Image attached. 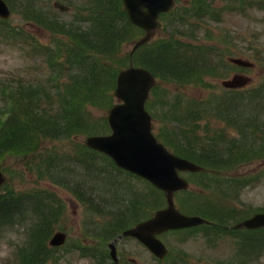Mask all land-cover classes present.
Masks as SVG:
<instances>
[{"label": "rangeland", "instance_id": "rangeland-1", "mask_svg": "<svg viewBox=\"0 0 264 264\" xmlns=\"http://www.w3.org/2000/svg\"><path fill=\"white\" fill-rule=\"evenodd\" d=\"M46 1L53 3V0ZM63 1L70 4L72 9L65 14L60 13V16L70 19L79 9L84 15V19H89V22L85 21L86 25H93L92 16L94 15V9H96V0ZM189 1H176L175 10L182 5V9L192 8V5H187ZM230 1L233 3L229 4V8L225 11V8H223L226 3L225 0H208L215 9H220L221 16L211 11L212 9L208 11L209 15L205 13L203 17L202 15L198 16L194 27H190V31L186 32L188 35H185V31L182 32V36L175 35L174 31L166 29V22L162 19L150 42L164 37V41H170L171 44L163 43L158 45L155 43L157 45H153L148 41L144 46L137 48L136 44L144 36L143 30L136 28L131 33L126 32L125 36L128 40L122 42L120 52L115 53L117 56L114 57L112 62L111 73L117 70L116 74L118 75L120 73L118 72L119 70L127 68L130 64L135 66L148 64L159 68L160 64L157 63H160V61L153 63L152 60L156 58L154 54L161 53L165 49V52H162L164 54H159L157 57L165 56L162 58L169 64L164 66L170 68L167 72L157 71V74L167 75L168 79L162 83L161 79V85L152 90L154 92L150 96L152 97L151 100H156L155 102H150V106L158 103L164 104L167 102L165 100L166 92L172 94L173 91L185 93L195 99L214 97L210 95L211 91L223 88V79L230 72L229 70H224L221 63L229 61L228 57L231 56L242 57L256 63L255 67L244 69L248 72V76L252 77V82L247 85V88L256 87V83H259L264 76V63L259 64L258 61H264V0H256V6L247 7L246 11L241 12L235 10L236 6L234 5L239 0ZM117 2L122 7V0ZM258 3H262L261 7L257 6ZM51 11L56 14L57 12L59 13L53 7ZM187 13L188 15L192 14L191 10H187ZM197 14H201V12ZM195 15L196 13L194 12V17ZM11 19L13 24H19L21 31L26 33L29 40L24 42L22 38H18L16 42L9 43V41L0 38V83H3L8 77L15 76L17 78L15 81L24 83L25 90L32 91L38 87L39 80H47L49 75L47 71H52L49 67L51 64L49 57L51 56H40L37 59L34 56H30L26 51L30 49L34 41L39 42L41 47H44V50L56 51V60H62V64L65 65V60L61 58V53L68 49V45L72 46L74 44L71 35L67 33L68 29L71 28L59 25L57 29L60 31L54 33V31L41 27L34 22H25L17 13H12ZM82 29L91 31L90 28L82 27ZM121 31H128L127 27L124 26ZM165 38L168 39L165 40ZM226 38L227 43L222 46V55H218L212 47H206L214 41H222ZM178 39L183 42L181 45H186L185 43H188L189 40L192 41L190 45L194 48L187 51L186 48L176 44ZM28 42L30 44H27ZM19 44H25L26 46L23 49ZM31 52L33 55L32 49ZM171 61L175 65L179 64L180 68H182L180 69L182 74L186 73L188 77L191 75L193 82L191 83L186 79L183 80V83L177 85L175 82L170 81V77L176 76L179 72V67L174 73L168 72L173 69ZM56 70L57 68L54 69V71ZM49 79L52 81L51 78ZM29 81H35L33 87L27 83ZM72 85L73 81L71 82ZM254 95V92L243 91L241 99L250 105L261 102L264 105V95H262L261 101H256L257 97ZM227 98L235 99L236 96L231 94L226 96ZM117 101L113 88L111 96L104 97L103 102L99 101L94 105H84V110L87 113L85 122L89 123V126L88 131L83 132V135H73L68 139L40 137L29 149L12 150L6 153V156L2 155L0 157V170L7 176V183L0 187V194L10 192L16 196H25L14 199V201L17 203L28 201L31 204V208L37 209L36 211H28L24 216V220L30 214L36 215L40 213L48 216L44 219L38 217L31 219L33 222L42 221L45 224L44 228L47 230L44 234L42 233L41 239L46 241L51 251V256L46 262L40 264H114L110 256L108 257L110 255L109 243L113 241L117 234L133 224V221H130L129 218L127 220L130 223H122L111 218V216L115 212L132 211V219H141L149 216L156 208L165 205V200H163V203H161V199L158 203H152L148 201V198L144 197V207L138 212L139 197L136 195L140 193L148 195L150 187H146L144 180L133 177L126 171H119L116 174L108 171L97 176L94 175V184L89 181L87 184L88 188L85 187L86 190H94V205L87 199L82 198V196H85L86 191L78 184H75V187L72 188H65L46 176L41 177L44 179H39L40 177L36 174L39 171L38 164L42 156H44L50 160V163L46 166L48 173L51 176L55 175L56 179H58L59 170L58 168L56 170L55 166L52 167L51 165V159L59 157V153L56 151L63 152L65 148L66 153L71 156L62 155V159L70 158L74 155L77 145L84 143L88 135L106 134L109 132L107 123L108 111ZM52 106L58 109L61 103L53 104ZM205 114L207 116V113ZM245 114L248 120L264 125V109L263 112L256 111L255 115L253 111H247ZM160 115H162V111H160ZM249 125L244 123L243 127ZM249 141L250 138L242 142L240 155L233 154L237 161H242L241 163L247 164V166L242 167L237 175L228 176L226 180L228 179L229 182L218 180L223 177L220 175L204 177L209 183L204 184L206 187L202 198L206 199L207 196L213 198L219 195L223 201V208L220 213L221 219L219 220L220 223H218L222 224L221 226L225 224L233 226L243 215H249L254 211L264 209V143ZM225 147L226 145H222L220 150L223 153H228L230 150ZM217 155H219L218 158L221 160L223 154L219 152ZM251 158L255 162L251 163ZM227 167H229V164ZM182 175L187 178V173ZM193 182L195 187L199 186L196 180L193 179ZM175 195L178 194L175 193ZM192 195L194 197L192 198L191 206L196 210H200V205L198 204L200 195L196 191L192 192ZM162 197L164 198V196ZM179 198L180 196L176 197L178 206L183 209L188 208V206L181 205ZM96 200L99 203H96ZM216 201L218 200L201 203L203 207L210 209V216L207 218L212 222H217V220H213V216L214 212H219V209L215 206L211 208L209 204H213ZM26 224V222L23 223L24 227H26ZM217 225L212 223L211 227L192 230L180 229L162 236V239L170 247L171 254L167 258L159 260L138 240L129 237L119 238L116 242L117 264H214L216 261L224 264H236L239 259H242L240 251L236 249L238 247L236 235H240L242 230L237 233H225V229H219ZM22 230L23 226H16L13 229L8 228L3 235L0 234V264H15L19 257L24 256L25 251H23V248L17 247L24 239ZM59 230L67 233V240L62 247H52L48 241L54 232ZM45 234L47 237L44 239L43 236ZM220 236H222V239L218 241ZM250 252L252 251H248V253ZM252 255L248 254L244 257L248 264H264V247H262L260 255L249 261Z\"/></svg>", "mask_w": 264, "mask_h": 264}, {"label": "trees", "instance_id": "trees-1", "mask_svg": "<svg viewBox=\"0 0 264 264\" xmlns=\"http://www.w3.org/2000/svg\"><path fill=\"white\" fill-rule=\"evenodd\" d=\"M117 1L120 2L121 0H96L94 45H92L91 31L79 27L68 29L67 33L71 35L74 44L72 46L68 45V49L61 53L65 65L62 64V60L57 59L61 70L67 76L63 84L64 90L57 91V95L55 93L51 95L52 90L55 88L51 86L49 91H37L38 96L33 95L34 98H30L24 92L16 95L14 91H1L3 101L12 104L8 111L0 108V157L12 150L29 149L34 144L36 136H46L53 139L63 138L72 133L88 131L89 124L85 122L87 113L84 110V105H94L96 102H103L104 97L111 96L117 75V70L111 73L112 62L114 57L117 56L115 53L120 52V45L128 40L125 33L136 30V27L129 23L123 7ZM22 4L24 6L23 13L27 19H31L44 27H49L54 32L60 31L57 26H62L64 22L59 18H55L53 19L54 25L48 23V15L44 11L46 7L43 0H22ZM0 23L4 24L5 22L0 20ZM123 25L127 27L128 31H121V29H124ZM13 34V31H10L9 28L0 27V35L3 37L10 38L13 37ZM38 45L37 50L39 52L56 59V51H46L40 48V44ZM162 52H165V49ZM162 52L154 54L156 58L152 60L153 63L160 61V63H157L160 64L159 70H163L162 67L168 64L162 58L165 56L157 57L159 54H164ZM170 63L175 64L173 61ZM177 67H180L179 64L174 65L173 69L168 72H176ZM182 76L181 70H179L175 77L180 78ZM72 81L73 85L71 86ZM12 87L13 85L10 84L8 86L9 90H12ZM58 87L60 88V86ZM42 90H46V88ZM41 92H44L42 96ZM56 97L57 104L61 103L58 109L52 106ZM47 104L51 106H47ZM85 151L90 152L87 149ZM49 163V158L42 156L38 164L39 171L36 173L39 177L49 175L46 169ZM94 163L106 169H109L110 166L109 162L97 157L94 158ZM53 166L55 165L53 164ZM53 176L55 177V175ZM19 197L25 196H16L10 192L0 194L1 227L6 226L8 223L18 224L24 219L28 211L37 210L31 208L28 201L20 203L14 201ZM36 216L43 218L42 216L45 215L39 213ZM38 225H42V227H36L31 233L34 246L28 254L27 264H36L37 262L40 264L47 261L51 256L50 249L47 246L45 248V241L41 239L42 233L47 232L46 228H43L45 224L40 222ZM259 232L252 231L250 233L247 231L245 238H241L242 246L250 247L257 255H260L262 242L264 241V237L258 235ZM45 237H47L46 234L43 238L45 239Z\"/></svg>", "mask_w": 264, "mask_h": 264}, {"label": "water", "instance_id": "water-1", "mask_svg": "<svg viewBox=\"0 0 264 264\" xmlns=\"http://www.w3.org/2000/svg\"><path fill=\"white\" fill-rule=\"evenodd\" d=\"M172 4L173 0H125L131 20L147 29L146 36L136 46L149 38L157 24L158 13L169 10ZM55 6L68 9V6L58 1L55 2ZM144 7L147 10H144ZM0 14L9 15V8L3 0H0ZM155 83L154 75L145 68L131 66L120 71L115 94L123 102L115 104L110 110L109 122L113 132L106 136H90L86 142L89 146L112 156L120 166L139 173L167 191L168 208L157 211L154 217L124 232L125 235L139 238L155 254L162 257L167 253V248L157 238V233L168 228L199 224L204 219L181 214L173 205V191L187 186L186 181L178 176L176 169L194 168V164L170 154L150 132L149 116L144 109V103L150 88ZM245 83L246 78L242 76L224 81V84L229 86ZM3 180L0 173V183ZM236 226L250 228L264 226V213L255 214ZM64 239L63 233H57L51 243L60 244ZM110 246L111 253L116 258L115 245L111 243Z\"/></svg>", "mask_w": 264, "mask_h": 264}, {"label": "flooded vegetation", "instance_id": "flooded-vegetation-1", "mask_svg": "<svg viewBox=\"0 0 264 264\" xmlns=\"http://www.w3.org/2000/svg\"><path fill=\"white\" fill-rule=\"evenodd\" d=\"M224 70H229V76L235 75L237 73H242V67L229 61L227 65L223 66ZM255 67V65L251 66ZM227 74V75H228ZM217 90V95H215ZM211 91L210 95H215L224 100L227 95L236 93L240 95L239 91L242 88H222ZM223 92L220 94V92ZM225 91V92H224ZM195 93V91H193ZM196 94V93H195ZM202 99L197 98V103L195 98H192V103L188 105L190 111V119H188V124L186 126L188 138L190 142L194 141H204L205 151L200 156V161L204 166L202 174H223V175H237L239 170L247 166V164H242L237 161L233 154H241L242 142L250 138L249 142H263L264 143V125L254 124L253 126L243 127L242 123V109L241 103L231 104H206L202 103ZM223 106V107H221ZM237 110V111H236ZM207 113V116L206 114ZM168 126L169 129H174L178 127ZM161 130V123L154 121V131L159 134ZM169 133H182L181 130H168ZM167 131V132H168ZM229 144V145H227ZM207 145V146H206ZM222 145H226V149L230 150L228 153H223L220 148ZM191 153L194 155L196 150L194 147L190 148ZM221 152V160L217 155ZM207 163H206V162ZM252 161L251 163H253ZM229 164V167L226 166ZM219 165L221 168L208 167Z\"/></svg>", "mask_w": 264, "mask_h": 264}, {"label": "bare ground", "instance_id": "bare-ground-1", "mask_svg": "<svg viewBox=\"0 0 264 264\" xmlns=\"http://www.w3.org/2000/svg\"><path fill=\"white\" fill-rule=\"evenodd\" d=\"M169 68H170V67H168V66H163V67H162L163 70H168Z\"/></svg>", "mask_w": 264, "mask_h": 264}]
</instances>
